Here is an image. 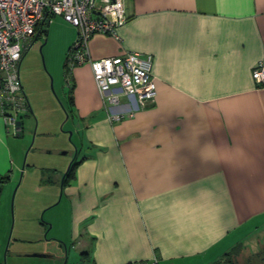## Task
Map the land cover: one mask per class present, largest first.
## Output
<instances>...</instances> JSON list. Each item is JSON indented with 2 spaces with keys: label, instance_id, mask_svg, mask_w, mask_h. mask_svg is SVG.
<instances>
[{
  "label": "crops",
  "instance_id": "crops-1",
  "mask_svg": "<svg viewBox=\"0 0 264 264\" xmlns=\"http://www.w3.org/2000/svg\"><path fill=\"white\" fill-rule=\"evenodd\" d=\"M125 11L118 38L95 34L87 50L92 59L150 54L153 103L105 107L89 63L75 65L63 91L68 128L45 150L72 143L74 155L47 164L22 163L0 116V252L20 173V188L34 177L52 188L42 205L57 211L49 228L67 227L59 243L80 264H225L240 255L264 264V86L252 78L264 62V0H125ZM65 24L64 58L76 35Z\"/></svg>",
  "mask_w": 264,
  "mask_h": 264
},
{
  "label": "built area",
  "instance_id": "built-area-1",
  "mask_svg": "<svg viewBox=\"0 0 264 264\" xmlns=\"http://www.w3.org/2000/svg\"><path fill=\"white\" fill-rule=\"evenodd\" d=\"M53 16H60L76 29L64 59L67 82L75 65L88 62L105 107L130 97L138 108L153 103L157 87L150 54L126 51L92 59L87 50L88 41L95 34L118 38L117 28L127 20L125 0H0V116L9 132L17 131L21 115L28 107L20 83V60L33 36L45 30ZM252 78L264 86L263 61L254 66ZM110 117L118 120L123 114Z\"/></svg>",
  "mask_w": 264,
  "mask_h": 264
},
{
  "label": "rangeland",
  "instance_id": "rangeland-1",
  "mask_svg": "<svg viewBox=\"0 0 264 264\" xmlns=\"http://www.w3.org/2000/svg\"><path fill=\"white\" fill-rule=\"evenodd\" d=\"M46 27L47 33L41 32L33 36L19 65V77L27 106L29 108L34 103L36 108V112L31 109L32 112L25 117L30 121L24 120L22 128L19 126L17 131H10L11 135L17 134L15 139L17 146L23 150L22 163L25 165L44 164L45 161L47 164V159L51 157L67 156L72 159L74 155V146L68 140V135L65 137L71 143V148L54 151L52 154L45 152L50 150L49 146L59 141L62 131L68 128L63 91L67 93L69 87L64 76L63 57L67 26L61 17L54 16L52 24ZM63 152L65 154L60 156ZM37 171L40 169H33V175ZM21 179L22 175L19 173L12 192L10 223L0 252L1 263L80 264L75 250L70 248L71 244L59 243L57 234L64 237L67 233L63 217L61 216L64 226L60 231L55 226L49 228L50 220L56 219L57 211L54 206L45 208L42 205L53 192L52 188L41 187L35 177L28 185L20 188ZM57 202L58 200L55 204ZM44 222H47L46 226ZM65 240H68L67 236ZM33 253L43 254L45 257L31 256ZM229 259L225 264H242L244 261L241 255L231 256Z\"/></svg>",
  "mask_w": 264,
  "mask_h": 264
},
{
  "label": "trees",
  "instance_id": "trees-1",
  "mask_svg": "<svg viewBox=\"0 0 264 264\" xmlns=\"http://www.w3.org/2000/svg\"><path fill=\"white\" fill-rule=\"evenodd\" d=\"M42 32H46V30H43ZM19 126L21 127V121L19 122ZM75 165H76V162L72 161L71 164L69 165L68 169L66 170L65 174H64V181H66L67 179H69L73 175V170H74ZM1 182H2V179H0V183ZM85 264H92V263L86 262ZM125 264H134V263L133 262H127Z\"/></svg>",
  "mask_w": 264,
  "mask_h": 264
},
{
  "label": "water",
  "instance_id": "water-1",
  "mask_svg": "<svg viewBox=\"0 0 264 264\" xmlns=\"http://www.w3.org/2000/svg\"><path fill=\"white\" fill-rule=\"evenodd\" d=\"M64 153V152H63ZM31 256H36V257H45V255L43 254H38V253H33V254H30Z\"/></svg>",
  "mask_w": 264,
  "mask_h": 264
}]
</instances>
